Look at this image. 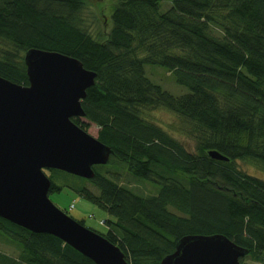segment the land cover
Here are the masks:
<instances>
[{"label": "trees", "instance_id": "16d2710c", "mask_svg": "<svg viewBox=\"0 0 264 264\" xmlns=\"http://www.w3.org/2000/svg\"><path fill=\"white\" fill-rule=\"evenodd\" d=\"M85 5L0 0V77L27 85L29 49L71 56L96 74L83 118L112 153L93 178L78 177L96 192L69 187L55 176L63 171L49 169L48 193L69 189L102 209L106 231L88 229L118 246L127 264H158L188 234H222L248 250L241 264H264V179L237 164L264 173V0H109L102 41L84 27ZM146 65L166 69L187 92L164 90ZM158 109L179 119L193 150L149 117ZM110 165L153 193L121 182L105 171ZM0 234L17 250L0 251V264H95L55 236L2 218Z\"/></svg>", "mask_w": 264, "mask_h": 264}, {"label": "water", "instance_id": "95a60500", "mask_svg": "<svg viewBox=\"0 0 264 264\" xmlns=\"http://www.w3.org/2000/svg\"><path fill=\"white\" fill-rule=\"evenodd\" d=\"M23 62L27 85L0 77V218L55 236L95 264H127L118 246L48 199L44 170L91 179L93 166L106 164L112 153L71 120L84 117L81 100L95 72L71 56L37 49L27 50ZM247 253L222 234H188L158 264H241Z\"/></svg>", "mask_w": 264, "mask_h": 264}, {"label": "rangeland", "instance_id": "374dc122", "mask_svg": "<svg viewBox=\"0 0 264 264\" xmlns=\"http://www.w3.org/2000/svg\"><path fill=\"white\" fill-rule=\"evenodd\" d=\"M84 1L86 5L80 15L83 20L84 27H86L87 31H89L90 34H93L94 38H96L98 41L105 40L110 28L109 0ZM145 71L148 73V77L154 83L159 84L164 90H167L171 94L180 95L187 92L185 87L180 86L175 82V78L166 69L158 66L146 65ZM149 117L157 123H160L169 133L182 141L187 149L193 150L195 148V141L183 134L179 128V119L169 111L164 109L152 110L149 112ZM80 121L87 124L84 131H86L92 137L97 138L98 127L93 123L87 122L84 118H80ZM237 164L238 167L244 172L264 179V173L254 166L242 161H238ZM105 165L106 164H104V166ZM45 171L47 170H44V172ZM105 171H109V174H118L120 176L121 182L128 181L134 189L141 191L144 194H151L154 191L152 187L148 185L135 182L133 178H131L121 169H118L117 172H115V169H113L111 166L108 169L106 168ZM55 176L60 182L65 183L69 187H76L80 184H85V186L90 188L91 191L96 192L95 188L91 187L90 184L78 177L63 172H57L55 173ZM48 199L57 208L67 213L75 220H81L83 226L93 229L99 233L106 231V226L102 222L107 218V214L95 204L75 195L69 189H63L59 192H50L48 193ZM70 205H72V208ZM0 251L12 256L17 255L15 246L6 240L2 234H0ZM244 260L248 263L251 262L249 257L244 258Z\"/></svg>", "mask_w": 264, "mask_h": 264}, {"label": "built area", "instance_id": "2783aa9c", "mask_svg": "<svg viewBox=\"0 0 264 264\" xmlns=\"http://www.w3.org/2000/svg\"><path fill=\"white\" fill-rule=\"evenodd\" d=\"M71 206V208H72V205H70Z\"/></svg>", "mask_w": 264, "mask_h": 264}]
</instances>
